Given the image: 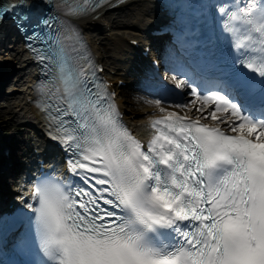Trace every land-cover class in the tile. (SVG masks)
Masks as SVG:
<instances>
[{
	"label": "snow or ice",
	"instance_id": "snow-or-ice-1",
	"mask_svg": "<svg viewBox=\"0 0 264 264\" xmlns=\"http://www.w3.org/2000/svg\"><path fill=\"white\" fill-rule=\"evenodd\" d=\"M105 5L115 6L39 0L34 18H19L21 30L33 28L29 47L48 76L37 106L70 176L42 175L25 204L30 215L0 224L26 222L16 247L31 236L35 259L20 264H264V0L181 5L214 22L203 54L186 60L181 42L169 69L191 97L174 107L192 115L156 99L162 115L147 144L123 126L115 94L97 87L88 58L69 54L82 41L62 17ZM16 7L32 5L21 0L0 13Z\"/></svg>",
	"mask_w": 264,
	"mask_h": 264
},
{
	"label": "bare ground",
	"instance_id": "bare-ground-1",
	"mask_svg": "<svg viewBox=\"0 0 264 264\" xmlns=\"http://www.w3.org/2000/svg\"><path fill=\"white\" fill-rule=\"evenodd\" d=\"M2 1L3 0H0V5ZM157 19H159V16L155 12V9L152 8V5L147 4L144 1H135L127 6H122L114 11L104 13L96 19H84L81 21L80 25L100 60L104 59L101 52L102 45L106 44L109 46L111 54L107 58L110 63L106 62L105 64L113 65L112 67L110 66L108 70H114V73H117L119 66L125 67L126 70L128 68V65H124V63L127 62L126 58H128L126 52L129 53L130 51V48L128 49L127 41L130 38H135L140 42L142 33L145 32L146 27L151 23V20L155 21ZM2 29L3 27H0V101H4L7 105H5V109H0V117H6L5 123L8 124H4L6 129L16 125V121H14L15 119H17L18 122L27 125L28 123L36 124V117H34L33 110L27 105H22L23 101L21 102L20 99V96L24 94L28 88L26 81L21 80L23 76L28 75L27 70L22 69L28 64V58L19 45L13 46L11 50H9L8 47L6 50L7 53H4V47L7 45L10 46V41L7 42V40H9L10 37L13 38V36L9 37L3 35ZM141 63L140 67H147L146 63ZM138 67L139 66H130L132 70H135ZM12 75H17L20 79L18 84H15L16 86L13 85L15 87L11 90V93L8 94L10 95L9 97L6 93H2L1 85L9 80V77ZM113 81L116 82L117 80ZM173 82L176 84V80H173ZM132 85L137 86L136 83H133ZM176 90L178 89L176 88ZM181 91L186 92V90ZM144 99L145 100H141L140 102L137 100V103L129 101L130 104H134L136 108H128V110H124L125 119L135 132L144 131L149 119L153 118L155 115H162L155 102L148 101L147 98ZM185 99L188 100L191 99V97L185 95ZM160 107H164L168 111L181 112L182 115H192V113L182 112L180 109L175 108L172 103H166L164 105L161 103ZM16 108L17 110L15 111L14 109ZM207 122L211 123L210 121ZM21 132L22 131H19L18 133L21 134ZM5 139L6 138L2 139L0 143L6 145V147L10 149L8 145L10 143H7ZM20 144L21 140H18L17 143H12L11 154L17 151ZM3 158L5 157L0 158L1 191L5 190V187L9 185L7 180L3 181V177L7 175V179L12 178V182L10 183L15 184L17 176L12 175L18 171V169H16L17 166L14 165L13 159ZM5 183L7 184L5 185Z\"/></svg>",
	"mask_w": 264,
	"mask_h": 264
},
{
	"label": "rangeland",
	"instance_id": "rangeland-1",
	"mask_svg": "<svg viewBox=\"0 0 264 264\" xmlns=\"http://www.w3.org/2000/svg\"><path fill=\"white\" fill-rule=\"evenodd\" d=\"M104 52L106 51L107 52V54H109L110 52L107 50V49H109V46L107 45V46H103L102 48H101ZM4 86H5V84H2L1 85V91L3 92V90H4ZM123 92H125L126 94L128 93V90L127 89H123L122 90ZM134 96V95H133ZM132 96V97H133ZM132 97L130 96V95H127V103H126V105L127 106H129V105H131L130 104V102H132ZM138 99L139 98H141L140 96H136ZM137 100V99H136ZM130 101V102H129ZM164 105V104H163ZM126 106V107H127ZM131 107H133V108H136V106H134V104H132L131 105ZM0 120H1V118H0ZM6 119H3V123L2 124H4V121H5ZM0 124H1V122H0ZM13 128H15V125H13L12 126ZM24 128H26L25 126H23ZM17 130H18V128H17ZM3 131V130H2ZM2 131L0 130V135H2V136H7V137H10V136H12L11 138H7L8 140L10 139V140H12L13 138H14V135H13V133H14V129H8V130H5L4 131V133H2ZM14 142V141H13Z\"/></svg>",
	"mask_w": 264,
	"mask_h": 264
}]
</instances>
